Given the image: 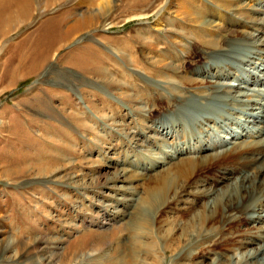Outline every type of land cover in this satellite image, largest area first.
<instances>
[{
	"label": "rangeland",
	"instance_id": "1",
	"mask_svg": "<svg viewBox=\"0 0 264 264\" xmlns=\"http://www.w3.org/2000/svg\"><path fill=\"white\" fill-rule=\"evenodd\" d=\"M2 1L0 28L14 27L7 34L0 32V264H108L116 258L120 264H127L133 244L129 240L130 231L123 226L154 176L175 165L172 158L179 150L199 140L218 141L232 130L253 129L249 114L252 104L246 96L232 93L206 97L207 104L214 105L210 120L191 119V122L192 115L188 118L181 107L201 106L193 102L196 91L186 86L183 101L174 100L176 95L169 87L173 82L162 78H171L174 66L180 73H176L178 76L191 71L198 80L208 79L205 74L215 71L242 78L245 70L253 66L249 61H255L256 55H251L246 64L237 59H216L203 53L202 42L210 39L227 44L222 53L225 56L234 54L230 49L235 47L240 57L247 54L252 42L239 37L228 41L226 29L218 37H207L204 33L202 36L198 24L181 19L178 4L183 0H171L167 3L170 7L163 2L162 17L158 20L151 9L160 0L148 1L145 9L135 8L150 12L143 22L124 21V5L121 6L120 0H112L114 6L95 26L71 35L48 53L42 65L32 69L29 56L43 50L49 24L57 21L64 29L74 18L81 17L90 3L55 0L47 8H41L45 0H32L33 14L18 22L17 16L8 21L4 16L17 6V1L20 4L23 0L11 1L12 5H6L8 0ZM233 1L224 0L218 5L200 0L202 12L207 13L204 19L218 22L214 11L227 19L239 17L236 22L243 21L241 15H232L224 7ZM246 4L251 12L256 8L255 0ZM58 17L62 18L57 20ZM170 20L175 26L167 25ZM158 23L165 24V28ZM80 54L95 60L94 64L91 62L92 71L87 65L76 66L74 61ZM213 59L225 61L216 63L217 68L207 65ZM206 66L213 68L202 71ZM159 72L163 75L156 74ZM248 79L247 74L242 82L248 84ZM165 128L173 136L163 142L158 133ZM237 159L244 161L237 154L221 158L205 168L201 178L208 180L209 187H216L219 170L231 169ZM123 169L125 177H132L116 179V172ZM184 188L180 189L177 201L160 209L149 231L138 235V264H151L155 256H159L162 264L170 261L188 264L189 260L209 264L210 259H216L208 257L205 251L193 256L198 250L190 247L186 252L177 251V258H172V252L165 250L169 238L164 240L162 233L159 252L150 247L157 237L156 226L160 231L176 226L203 204L198 198L192 202V196L183 195ZM247 219L248 216L230 224L223 232L229 230L239 237L246 236L259 224ZM259 243L263 244L264 239ZM227 244L232 250L225 253V259L244 258L255 247V244L246 248L235 242Z\"/></svg>",
	"mask_w": 264,
	"mask_h": 264
},
{
	"label": "bare ground",
	"instance_id": "2",
	"mask_svg": "<svg viewBox=\"0 0 264 264\" xmlns=\"http://www.w3.org/2000/svg\"><path fill=\"white\" fill-rule=\"evenodd\" d=\"M4 1L6 2V0ZM11 1L14 2V0H8L6 5H12ZM54 1L55 0H45L44 3L41 4V8H47ZM86 1H89L87 3H90L88 10L81 14V17L74 18V21L64 29L58 25L57 21L49 24L51 27L48 29L49 31L47 33L48 40L44 44L43 50L39 49L34 53L33 56H29L31 57L30 61L33 62L31 65L32 69L42 65L46 60L48 53L54 47L58 48L61 46V44L68 41L71 35L73 36V34H77L87 28L95 26L99 22L101 16L109 11V9L111 10V8L114 6V1L112 2V0ZM148 1L150 0H120L119 2L121 6L124 5V21L137 19L143 22L142 19L147 18L150 12L141 10L135 11L134 9L144 8L143 6L146 5ZM170 1L171 0H160L157 2L154 8L151 9V11L155 10L154 15L156 16L157 20L162 17L161 9L163 8H161V4L164 2V5H166L167 3H170ZM199 1L183 0L180 5L178 4V6L182 9V11H178V13L181 15V19L185 20L186 22H192L195 25L198 24L197 26L201 28L200 31L202 36L204 33V35H207V37L209 35L218 37V34L222 30L226 29L228 35L230 36L228 41L233 39L235 40L236 37H239L241 40L246 38L250 41H253L254 47H250V51L256 55V58L254 64H252L253 66L251 67L252 71L248 73V84L243 86L239 83H231L229 80L231 76H223V73L220 74L217 73V71H215L213 74L206 73L205 76L209 77L206 80H198L192 76L191 71L178 76L176 73H179V71L175 66L173 69V75H170L171 78L164 77L162 80H165L166 82H173L171 85H169V87L172 93H175L176 97H174V100L176 99L177 101H183L181 96L184 94V88H186V86L193 88L194 91H196L197 98L200 99H207L208 97H211L212 94H218L219 96L220 94L236 93L240 94L241 96H246L247 102H251L250 106L252 104L249 114L251 118L250 122L252 123V125H250L253 127V129L250 132H244V130L240 132L232 131L221 137L218 141H213L211 138L204 139L203 141L199 140V143H196L191 147L188 146L183 150H179L180 152L172 158V161H176L175 165H171L166 170H163L154 176L153 183L140 196L139 200L137 199V203L134 202L136 205L133 208L131 214L128 212L130 216L123 226L125 230L130 231L129 240L133 244V247H131V253L128 255L129 258L127 264H138L139 257L137 254L138 251H140V240L138 235H141L142 232L145 233L146 230L149 231L148 227H150L152 219L154 220L157 217L159 212H161L160 209L163 206L167 205L169 202L171 204L172 202L177 201L178 194L181 193L179 191L184 186L185 188L183 190V195L187 194L192 196V202L196 201V198H198V202H202L203 204H201L200 207H195L196 210H193V212L189 214L188 218L183 219V221H181L180 224H177L176 226H168L169 228L166 227V229L161 231L160 227L156 226L154 230L156 231L155 233H157V237H155L156 239L153 238V242L150 241V247L152 249L156 251L160 250V233H162L164 240H168L169 238V243L166 244L167 246L165 250L172 252V258L175 256L177 251L181 250V252H186V248L190 247L198 250L194 254L193 252L191 253L193 256L198 254L200 251H205V253L209 255L208 257L216 256L215 260L209 258V264H264V243H259L261 239H264V225L261 224L259 226L261 222L264 223V101L254 102L252 99V95L254 93H259L256 96H264V0H255L256 8H252V12L248 10V6L246 4V1L248 0H234L232 3H226L224 7L228 9L232 15H241V17L244 19L241 22H236L239 17L236 20L234 18L227 19L223 15L215 13L214 11L213 13L218 16V22L211 18L204 19L206 17L205 14L207 13L202 12V4H200L201 2L199 3ZM210 1L219 5L224 0ZM17 2V6L14 7L13 10L11 9L7 16H4V19L7 21L8 19L10 20L13 19L14 16H17L18 22H23V20L30 18L33 14L35 9L33 5H31L32 0H27L25 3L23 0L22 2L20 1V4L19 1ZM167 6H169V4H167ZM1 9H3V6ZM206 12L210 13L211 11L207 10ZM221 12L224 14L227 13L223 10H221ZM213 13L211 12V15ZM1 14L4 15L5 13ZM248 14H253V16H256H248ZM60 18L58 17L57 20ZM169 23L167 24L168 26H175L171 20ZM158 24L163 27L165 26V24L162 23ZM13 27L14 26H5L3 29H1V27L0 32L7 34L12 30ZM51 28L53 30H51ZM179 28L185 29L183 27ZM239 39L237 40L239 41ZM212 41L207 39L202 42V45L205 48L203 53L207 55L212 54L216 59L226 57L225 54L222 53L227 49V44L220 45L218 41V43H215L216 40L214 42ZM93 61L95 62L94 59H89V57L80 54L75 58L74 62L76 66L82 64L87 65V67H89L88 70L92 71L93 67L90 69V66L92 63L94 64ZM215 64L216 63L213 64V67L217 66ZM209 68L206 66L201 70L207 71ZM156 74L159 75L160 72ZM193 74H196V72H193ZM255 81L260 82L263 85V88L253 87L251 83H255ZM242 88L246 89L247 93L245 90H239ZM211 89H213V91ZM210 90L212 92H209ZM192 117L194 120L198 121L196 116L192 115ZM205 121H208V119L205 118ZM158 135L160 137L163 136V138H161L163 142L167 141L169 139L168 137L173 136L172 132L167 131L166 128L164 132L158 133ZM246 137H249V139L246 140ZM234 154L242 156L244 161L237 159L231 166V169H220L219 177L216 179L218 185L214 188L209 187L207 184L209 183L208 180L205 181L201 178L202 171L205 168L217 163L221 158ZM163 163L164 161L159 162L160 165ZM217 172L218 171H216V174ZM196 173L198 174L195 177ZM131 177H125L124 169L120 170V172L117 171L115 174L116 179L123 178L126 180ZM246 212L247 214L245 215L244 213ZM246 216H248L247 220L249 222L259 223L257 225L258 227L254 228V231L248 232L246 236L242 237L237 236V232L235 234L229 232V230H227L228 233L223 232L227 226L229 228L230 224L234 222H241ZM154 230L151 229L150 231L154 233ZM228 242H235L238 244V247L240 246L242 248H246V245L249 246V244H255V247H251V249L247 251L244 258H230L228 256V258L225 259V253L232 250V246H230V244L228 245ZM215 246H219L220 248L217 250ZM186 255L187 254L184 253V256ZM182 256L183 254L181 257ZM175 257L177 258V256ZM188 257L190 256L188 255ZM153 258L154 259L151 264H162L159 256H155ZM191 259L193 260L194 258L192 257ZM183 262L185 261H182V263H180V261L179 263L178 261L177 263H172V261H170L168 264H184ZM188 262V264H202L200 260H189ZM108 264H120V259L116 258L113 261H108Z\"/></svg>",
	"mask_w": 264,
	"mask_h": 264
}]
</instances>
